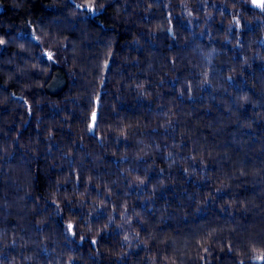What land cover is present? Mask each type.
Returning a JSON list of instances; mask_svg holds the SVG:
<instances>
[{
  "label": "trees",
  "instance_id": "obj_1",
  "mask_svg": "<svg viewBox=\"0 0 264 264\" xmlns=\"http://www.w3.org/2000/svg\"><path fill=\"white\" fill-rule=\"evenodd\" d=\"M0 40V264H264V7L0 0Z\"/></svg>",
  "mask_w": 264,
  "mask_h": 264
},
{
  "label": "snow or ice",
  "instance_id": "obj_2",
  "mask_svg": "<svg viewBox=\"0 0 264 264\" xmlns=\"http://www.w3.org/2000/svg\"><path fill=\"white\" fill-rule=\"evenodd\" d=\"M253 3L260 7H264V0H253ZM0 43H3V41L0 40ZM93 118H95V113H93ZM69 228H71V225H69ZM258 259L264 260V255H261Z\"/></svg>",
  "mask_w": 264,
  "mask_h": 264
},
{
  "label": "bare ground",
  "instance_id": "obj_3",
  "mask_svg": "<svg viewBox=\"0 0 264 264\" xmlns=\"http://www.w3.org/2000/svg\"><path fill=\"white\" fill-rule=\"evenodd\" d=\"M18 234V233H17ZM20 234H22V233H20ZM23 235V234H22ZM22 235H20V236H22ZM17 237H19V235H17ZM23 237V236H22ZM26 237V236H25ZM25 237H23V239H21V237L19 238L20 240H22V241H24L25 240ZM26 239H28V237L26 238ZM21 242V241H20Z\"/></svg>",
  "mask_w": 264,
  "mask_h": 264
}]
</instances>
